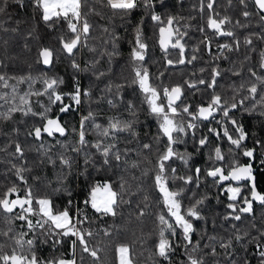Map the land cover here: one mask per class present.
<instances>
[{"label":"trees","instance_id":"16d2710c","mask_svg":"<svg viewBox=\"0 0 264 264\" xmlns=\"http://www.w3.org/2000/svg\"><path fill=\"white\" fill-rule=\"evenodd\" d=\"M204 3L206 4L207 0H204ZM244 10L239 0H231V3L229 0H215V13L221 17L231 18V23L225 25L226 30L234 33V36L229 37L217 35L213 29L207 27L209 10L206 7L201 10V0H156V7L152 11L155 13L158 11L165 21L169 16L176 17L174 28L186 33L182 41L185 44V63L166 65V59L176 61L180 58L179 50L169 47L167 55L160 50L157 43L158 29L164 25L153 21L149 10L142 5L125 15L111 9L107 5V0H87L86 3L82 0L81 12L87 15L92 28L87 43L70 56L62 50L61 43V37L68 39L71 36L66 18L54 17L52 21L45 22L42 19V10L35 6L34 0H8L5 12L0 13V73H5L9 77L30 75L34 79L31 84L33 92L43 89L40 80L35 79L42 75L62 78L65 83L58 89L62 92H71L75 79L80 83L82 96L80 105L74 106L71 111L60 113L57 103L52 106V111L49 113L50 117L59 115L61 123L69 130L65 136L56 134L49 137L44 134L39 140L30 136L28 133L32 127L42 124L38 116L31 114L15 112L11 119H0V194L12 184H16L20 189L21 197L25 195L26 187L32 188L34 197L49 196L53 201L54 211L69 207V200L73 201V206L69 207L71 215H77V208L83 210L80 218L87 216L88 219L83 224H77L76 227L93 233V236L88 238V242L90 247L98 250L99 261H94L87 253H83L80 245L77 244L76 264H117V248L122 244H126L129 248L128 259L131 264H188L187 252L196 245L197 241L200 251L195 255H202L205 264H232V261L242 264L244 259L250 264H259L252 237L258 236V230H264V204L254 200L252 213L243 214L240 221L225 220L224 216L230 211L227 204L231 195L225 189L229 186H239L242 188L241 196H248L250 185L247 181L245 184H241L240 181H225L217 184L205 174L206 170L213 166L209 156L212 147L217 144L225 154V160L220 162L225 168H228L233 161L242 165L247 164L249 160L243 156L242 149L233 148L226 137L221 135L217 138L209 133L210 128L220 130V125L217 123L221 119L220 113L215 115V120L209 118L195 121L198 124L195 139L189 132L187 136H182L184 143L174 146L180 153L187 151L191 154L192 159L187 165L176 158L166 163V168L170 166L176 169V175H192L194 181L195 169H201L198 185L196 182L185 185L180 180L168 181L167 186L170 190L181 188L184 190L181 199L182 213L196 200L205 196L207 198L202 205H199V211L204 218L192 219L196 229L191 234L192 244L185 248L182 229L174 224L175 235L169 236L167 232L165 233L169 240L175 242L174 250L168 259L156 255L161 228L159 216L164 215L170 223L175 219L168 212L163 194L154 179L157 159L167 145V138L159 129L158 117L150 111L146 94L138 84L133 83L135 80L133 69L136 63L131 59L134 30L142 22L144 40L148 44L145 60L142 63L148 69L152 86L161 91L157 103L167 104L162 88L170 89L175 85L183 86L182 98L175 104L178 111L184 105H190V111L195 113L198 106H207L213 92L219 93L223 98H231L235 94L238 100L247 95L244 90L236 91L239 86L245 84L247 87L254 79L250 76L249 69L255 71L257 76L264 77V69L259 67L260 53L264 51V39H260L264 37V22L260 21V13L254 8L251 0H248L247 10L254 14L245 18L242 15ZM104 28H108L109 32H114L118 37L115 49L112 43H106L109 33L104 32ZM201 28L204 29L203 32L200 31ZM205 35L211 40V52L201 43ZM247 37L252 38L251 45L245 44ZM236 40L240 42L239 48L235 45ZM224 44L232 45V50L221 52L218 46ZM44 48L50 49L53 53L49 66H44L40 55V51ZM194 48L198 49L195 53L192 51ZM113 51L115 54L109 57L107 53ZM193 54L197 59L187 63V59ZM73 60L83 71H77L72 67ZM97 61L98 63H95ZM216 67L221 70V75L216 78L214 89L208 88L207 84L198 85L197 88H189L185 84L186 81L200 79L209 81L212 69ZM200 69L205 71L201 72ZM99 72H104L106 75L97 79ZM236 72L240 75H235ZM16 83L15 79L8 81L9 85ZM115 85L124 86L117 91ZM110 86H112L111 90H107ZM89 89L91 95H83V92ZM11 91V87L0 86V93H11ZM17 91L21 95L28 92V82L18 84ZM259 100L258 92L255 97V111H245V108L253 107L254 101L248 100L244 107L233 109L230 115L243 124L244 130L249 133V138L243 142L242 147H255V154L258 155L259 152L257 160L255 158L253 161L254 176L257 191L264 194V165L260 164V161L264 160V155H261L260 146L255 144L256 140L264 143V119L257 122L255 118L256 113L264 110L259 106ZM109 101L112 103L110 104ZM31 102L35 112H40L42 107L49 103L47 96H32ZM64 102L70 103L67 98ZM129 102L134 105L132 110L128 108ZM8 107L9 105L0 99V112L7 111ZM89 112L94 114V118L85 122V138L88 143L76 153L72 149L78 146L77 133L80 120ZM242 115L243 120H241ZM113 117L132 122V130L116 132L115 140L112 137H101L99 129L95 126L107 128ZM177 119L187 122L192 120V117L182 114ZM73 128L77 131H71ZM228 128L232 133L230 124ZM201 136H208L211 144L199 148L196 140ZM100 139L106 144L115 143L122 153V159L117 161L112 158L108 164H105L103 157L94 147ZM17 142L25 150L23 160L10 155L15 151ZM144 144H150L151 149H144ZM45 150L47 156L44 154ZM61 155L72 160L70 170L63 167L57 159ZM49 156L56 161L55 164L48 162ZM88 156L91 159L86 164L85 159ZM256 162L259 164L256 165ZM12 163L29 169L24 173L27 185L16 176L15 170L11 167ZM134 164L137 166L133 167ZM167 175L172 174L168 172ZM105 183L117 193L116 216L102 215L96 212L90 203L88 205L84 203L85 200L90 199L93 186ZM56 189L63 190L55 191ZM15 198V195L11 197V199ZM32 207H37L35 201ZM141 210L143 215H140ZM21 214L23 212L19 207L10 214L0 210V246L3 252L11 253L12 248L16 247L12 239L14 233L28 232L25 222L15 219ZM29 218L35 222L38 217L30 214ZM233 224L242 231H248L250 235L240 243L233 241L231 257L225 254L219 243H215L218 255L212 256L210 247H205L212 243L208 238L217 237L226 241L233 234ZM10 227L13 232H9L8 236L3 235L2 233L8 232ZM105 230L108 234H105ZM33 238L34 234L31 232L25 237V239ZM54 238L39 235L35 244L37 257L41 261L53 258L73 259L71 241L75 237H61L63 243L56 246L52 243ZM259 242L264 243V238H260Z\"/></svg>","mask_w":264,"mask_h":264},{"label":"snow or ice","instance_id":"6c2138e0","mask_svg":"<svg viewBox=\"0 0 264 264\" xmlns=\"http://www.w3.org/2000/svg\"><path fill=\"white\" fill-rule=\"evenodd\" d=\"M87 0H84L86 3ZM240 4L244 6L245 10L242 12V15L245 18L252 16L254 13L247 10L248 8V0H239ZM254 8L259 10V19L261 22H264V0H251ZM231 3V0H229ZM8 0H0V13L5 12L7 7ZM34 4L38 9L42 10V19L45 22L52 21L54 17L56 18H66L68 20V28L71 36L68 39L61 37L62 50L65 51L70 56L74 55L75 51L80 47L84 46L87 43V37L92 28V25L89 23L87 19V15L81 12L82 8V0H34ZM215 0H207V3H204V0H201V10L206 7L209 10V16L207 19V27L214 30L217 35L223 36H234L232 31H228L225 29V25L231 23V18L228 16H219L218 13L214 11ZM107 5L113 9L121 12L125 15L130 14L132 11L141 7V5L150 12V17L157 24H162L164 26L159 28V43L162 47V50L167 55L168 48L178 49L180 53V58L176 61L171 59L167 60L169 65L174 63L184 64L185 63V44L182 43L184 36L186 33H182L178 28H174V22L176 21V17L169 16L166 21L161 18V16L154 11H152L156 7V0H107ZM239 24V21H237ZM104 32L109 33L108 41L113 45L115 49V42L118 37L114 32H109L108 28L103 29ZM201 32L204 31L203 28L200 29ZM260 39H264V37H260ZM245 44L251 45L252 38H245ZM211 52V40L205 35L204 40L201 41ZM239 41H235V45L239 48ZM218 48L221 52L232 50V45L224 44L219 45ZM148 49V44L144 40L143 35V25L142 22L138 24L134 30V46L131 53V59L136 63L134 67L135 80L133 83L139 85V88L143 93L146 94V101L149 104L150 111L156 115L160 121L159 129L164 137L167 138V145L164 151L158 156L157 159V171L155 174V183L159 188V191L163 194L164 202L167 206L168 212L171 214V217H174L173 222H169L165 218L164 215L159 216V222L161 225L160 228V239L157 245L156 255L162 257L164 259H168L170 253L174 250L173 245L174 241L169 240L165 233L167 232L169 236L175 235L174 224L178 225L180 229H182V235L185 241V248L187 249L188 245L192 244L191 234L196 231L194 225L192 223V219H203L204 217L201 215L199 211V205L204 203V200L207 198L206 196L195 201L194 204L189 206L186 211L182 213V204L181 199L183 196V189L178 190H170L168 185V181L171 180H180L185 185L192 184L196 182L197 185L199 183L201 169H195V181L192 175L186 176H178L176 175V169L168 166L166 168V163L173 158L181 160L185 165L189 163L192 159L190 153L185 151L184 153H180L175 150L174 146L177 144L184 143L182 136H187L189 132H191L193 138L196 137V131L198 129V124L195 122L197 120H208L211 118L215 120V114L220 113L221 119L217 121L220 125V130L217 128H210L209 133L214 134L217 138L221 135L227 138L230 142V145L235 149H242L243 156L249 158L250 161L255 160L256 148H247L242 147L243 142L249 138V133L244 130L243 124H241L237 119L233 118L230 113L233 109H238L240 107H244L245 102L248 100L254 101L252 108H245V111H255L256 110V95L260 94L259 106L264 109V77L257 76L255 71L249 69L250 76L253 81L248 83L246 87L245 84H241L239 89L236 91L244 90L247 92L246 96H243L240 99H236V95L234 94L231 98H223L219 93L213 92L210 101L207 106L200 105L198 106L195 113L190 111V105H184L179 109L175 106V101L179 100L181 95L183 94V86L175 85L170 89L168 87L162 88V94L167 101V104L164 102L157 103L160 99L161 91H158L156 87L152 86L150 83V75L148 69L143 66V61L145 60V55ZM193 53L197 52L198 49L194 48ZM115 52L107 53L109 57L114 55ZM53 53L50 49L44 48L41 52V56L43 57L44 64L51 63V57ZM103 55V54H102ZM261 61L259 67L264 69V51L260 53ZM197 56L195 54L191 55L190 58L187 59V63H192V61L196 60ZM95 63H98L95 62ZM72 67L77 71H83L80 65L72 61ZM201 72L205 71L204 69H200ZM235 75H240L239 72L234 73ZM106 73L99 72L97 75V79L105 76ZM163 75V74H161ZM221 75V70L216 67L212 69L211 77L209 81H205L200 79L198 81H186L185 84L189 88H197L198 85L207 84L208 88L214 89L216 86V78ZM15 79L16 84L9 85L8 81ZM35 79L40 80L43 84V89L33 92L31 90V84L34 82L33 77L29 76H19V77H9L5 73H0V86L5 88L11 87V93L3 92L0 93V99L4 100L6 104L9 105L7 111L0 112V119H11L12 114L15 112H21L24 115H33L38 116L42 124L40 126H33L32 130L28 133L30 136H33L36 139H40L44 134L48 136H54L59 134L60 136H65L69 131L64 124L61 123L60 117L56 116L52 118L49 116V113L52 111V106L59 103V112L67 113L73 109L74 106L80 105L82 90L78 80L74 79L73 82V90L71 92H62L58 91L61 85L65 83V81L60 77H48L46 75H42ZM28 82L29 91L23 93L22 95L17 91V85L20 83ZM124 85H115L114 87L119 91ZM110 86L107 90H111ZM83 95L90 96L91 90H85ZM36 96H47L48 97V105L43 106L40 112L33 111L31 97ZM67 98L70 103H65L64 100ZM111 104L112 101H109ZM129 110L134 108V105L131 102L128 103ZM182 114H187L192 117V120L185 122L182 119H177L178 116ZM135 115V113H133ZM261 116H264V111H261ZM94 118V114L89 112L87 116H83L80 120V127L78 131V146L74 147L72 150L76 153H79L82 150V146L86 145L88 141L86 140V126L85 122L92 120ZM232 126V133L229 132L228 125ZM96 129H99L101 137H112L113 140L116 139L115 133L120 131H131L133 128V124L130 121L120 120L116 117H113L108 124L107 128H102L100 125L95 126ZM71 131L76 132L75 128L71 129ZM135 135V133H133ZM59 143V142H58ZM196 143L199 148H203L209 146L211 141L208 136H201ZM255 144L259 145L261 148V155H264V143H261L260 140H256ZM95 149L100 153L103 157V162L105 164L109 163V160L114 158L117 161L122 159V153L120 149L117 147L115 143H104L103 139L98 140V142L94 145ZM144 149H151L150 144H144ZM231 152V149L229 150ZM25 154V150L21 147L20 143H15V151L10 155L23 160ZM45 156H47V150H45ZM61 165L67 169H71L72 160L70 158H66L61 155L57 158ZM91 159L90 156L86 157L85 163L87 164ZM209 160L213 162V166L209 167L205 174L207 177H211L214 182L217 184L224 181H247L250 185V191L248 196H241L242 188L229 186L225 189V191L229 192L231 195L229 196L230 202L227 204V208L230 210L227 215L224 216L225 220H235L240 221L242 219L243 214H250L253 211V201H259L264 204V194L257 191L256 188V177L254 176V167L253 163H248L246 165H241L236 161L231 162L228 168H225L220 162L225 160V154L223 153L221 147L217 144L212 147L211 155L209 156ZM48 162L55 164L56 161L52 160L51 157H48ZM261 165H264V160L260 161ZM137 165H133L136 167ZM12 169L15 170L16 176L19 180L23 181L25 185H27V180L24 176L26 171L29 169L23 166H17V164L12 163ZM171 172V176H168L167 173ZM227 172V174H225ZM39 179V178H37ZM107 190V195L102 200L97 199V191L98 187H93L90 193V199L85 200V205L91 204V207L96 210V212L102 215H112L116 216L117 211V193L111 191V186H105ZM124 185H121L123 189ZM63 189H56L55 191H61ZM20 189L16 184H12L10 187L6 189L2 194H0V210H3L5 213H13L14 210L19 207L23 214L17 215L15 219H19L25 222L27 226L28 232L34 234L33 239H25L28 232H19L14 233L12 239L16 245V247L12 248L11 254L2 251V246H0V264H76L75 259V251L77 244L80 245V248L83 253H87L91 256L94 261H99L98 250L90 247L88 238L93 236V233L89 230H82L76 227L77 224H83L88 218L87 216H83V210L77 208V215L73 216L70 214L69 207L73 206V201H68V206L63 210L54 211L53 201L49 196H33V190L31 187H26L24 189L25 195L21 197L19 195ZM15 195V199H11V197ZM70 195V192H69ZM37 205L36 208H33V202ZM27 206V207H26ZM38 217L35 222L29 218V215ZM143 210L140 211V215H143ZM11 224V221L9 222ZM23 227V225H22ZM255 227V225H253ZM233 234L226 241L223 239H218L217 237H209V241L212 242L210 245H205V247H210V254L212 256L218 255L215 247V243H219V247L224 249L226 255L231 257L233 255V241L236 243H240L244 241L250 234L248 231H242L241 229L236 228L233 224ZM9 232H13V229L10 227L8 232L2 233L5 236H8ZM46 235L55 237L52 241L53 246L59 245L63 243L61 237L73 236L75 239L71 241V248L73 251V259H65V258H53L48 261H41L37 255L35 250V244L37 239H39V235ZM105 234L107 230H105ZM264 238V230H258V236L252 237V242L255 244L257 249V255L259 258V264H264V243H260L259 239ZM47 242V241H44ZM200 251L199 249V241L196 242V245L191 248L190 251L187 252L188 256V264H205L203 256L195 255ZM117 252L119 253V264H131V261L127 259V254L129 252V248L126 244H122L117 248ZM232 264H236V261H232ZM242 264H250L247 259L242 261Z\"/></svg>","mask_w":264,"mask_h":264},{"label":"rangeland","instance_id":"374dc122","mask_svg":"<svg viewBox=\"0 0 264 264\" xmlns=\"http://www.w3.org/2000/svg\"><path fill=\"white\" fill-rule=\"evenodd\" d=\"M107 185H109V184H107V183H105V184H101V185H95V186H93V187H98V191H97V199H98V201L99 200H102L103 198H105L106 197V195H107V190H106V187L105 186H107ZM92 190V189H91ZM111 191H113L112 190V188H111ZM114 192V191H113ZM90 193H91V191H90ZM9 254H11V253H9Z\"/></svg>","mask_w":264,"mask_h":264},{"label":"flooded vegetation","instance_id":"af4514ba","mask_svg":"<svg viewBox=\"0 0 264 264\" xmlns=\"http://www.w3.org/2000/svg\"><path fill=\"white\" fill-rule=\"evenodd\" d=\"M263 111H264V110H263ZM260 113H261V111L258 112V113H256L255 118L257 119V122H261V120L264 119V116H261ZM215 115H217V113H216ZM243 119H244V117H243V115H242L241 120H243ZM241 120H240V121H241ZM258 156H259V152H258V155L255 154V158H256V160H257ZM254 161H255V160H254ZM248 162H250V160H248ZM248 162H247V164H248ZM251 163H254V162L252 161ZM255 164L258 165L259 162H256ZM242 165H246V164H242ZM225 174H226V173H225ZM240 182H241V184H245V181H240ZM258 192H259V191H258ZM260 193H261V192H260Z\"/></svg>","mask_w":264,"mask_h":264},{"label":"water","instance_id":"95a60500","mask_svg":"<svg viewBox=\"0 0 264 264\" xmlns=\"http://www.w3.org/2000/svg\"><path fill=\"white\" fill-rule=\"evenodd\" d=\"M258 10V9H257ZM259 11V10H258ZM162 27V26H161ZM159 39H160V35H159V29H158V40H157V43H158V46H159V48H160V50H162V47H161V45H160V43H159ZM43 50V49H42ZM42 50L40 51V55H41V52H42ZM163 51V50H162ZM164 52V51H163ZM41 58H42V61H43V57L41 56ZM52 58V57H51ZM167 60L168 59H166V61H165V63H166V65H169L168 63H167ZM44 64V63H43ZM44 66H49V64H44ZM182 98V95H181V97H180V99ZM180 99L179 100H177V101H175L174 103L175 104H177L179 101H180ZM167 102V101H166ZM56 116H59L58 114L57 115H55L54 117H52V118H55ZM47 135V134H46ZM57 135H59V134H57ZM48 136V135H47ZM49 137H53V136H49ZM225 182V181H224ZM221 183H223V182H221ZM221 183H219V184H221Z\"/></svg>","mask_w":264,"mask_h":264},{"label":"crops","instance_id":"0c3cea01","mask_svg":"<svg viewBox=\"0 0 264 264\" xmlns=\"http://www.w3.org/2000/svg\"><path fill=\"white\" fill-rule=\"evenodd\" d=\"M127 259H128V254H127ZM117 264H119V253L118 252H117Z\"/></svg>","mask_w":264,"mask_h":264},{"label":"built area","instance_id":"2783aa9c","mask_svg":"<svg viewBox=\"0 0 264 264\" xmlns=\"http://www.w3.org/2000/svg\"><path fill=\"white\" fill-rule=\"evenodd\" d=\"M156 13L158 14L159 12L157 11Z\"/></svg>","mask_w":264,"mask_h":264}]
</instances>
